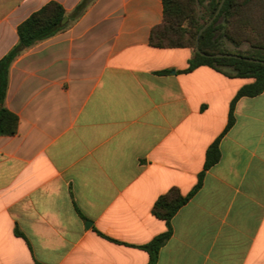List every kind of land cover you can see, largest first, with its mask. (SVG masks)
Listing matches in <instances>:
<instances>
[{
    "label": "crops",
    "instance_id": "obj_1",
    "mask_svg": "<svg viewBox=\"0 0 264 264\" xmlns=\"http://www.w3.org/2000/svg\"><path fill=\"white\" fill-rule=\"evenodd\" d=\"M0 0V60L18 26L50 2L67 27L21 48L0 136V264H149L168 231L153 214L173 188L192 193L157 264H264V92L193 50L150 45L162 0ZM219 140L221 158L205 170Z\"/></svg>",
    "mask_w": 264,
    "mask_h": 264
},
{
    "label": "trees",
    "instance_id": "obj_2",
    "mask_svg": "<svg viewBox=\"0 0 264 264\" xmlns=\"http://www.w3.org/2000/svg\"><path fill=\"white\" fill-rule=\"evenodd\" d=\"M204 0H162L164 6V19L162 24L155 27L150 35V45L158 48H190L193 56L187 72L200 66H209L217 71L225 73L229 77L252 78L254 82L245 85L237 94L232 103L230 119L226 130H229L234 122L235 103L242 97H255L264 92V64L246 61L234 57H213L217 54H232L243 58L264 61V42L260 41L254 46L261 53L241 54L231 53L220 49L216 32L219 28H226L224 36L233 38V30L230 28L232 19L240 15L244 7L250 3L258 2L262 10L260 18L261 27L254 28V31L264 35V0H226L220 14L213 24L203 32L200 37V50L205 54L212 55L206 57L200 55L196 50V41L200 29L214 16L222 0H208L205 10V24H200L195 17V5L197 2L203 3ZM89 0H84L75 9L72 18H78L86 10ZM66 17L64 7L57 2H50L40 10L30 15L23 23L18 26L19 44L0 60V136H12L18 131L19 118L5 106L6 95L9 87L10 68L16 58L20 55L23 46L25 49L35 44L51 38L58 32L63 31L67 24L62 21ZM221 19H225L230 26L221 27L218 25ZM258 23L254 22V25ZM251 21H238L236 30L239 31L243 25ZM252 24V25H253ZM253 25V26H254ZM258 26V25H257ZM221 152L219 140H217L207 151L205 170H209L219 162ZM204 173L200 175L198 185L189 195H183L179 189L173 188L162 195L154 205L153 214L166 221L168 231L155 237L149 244L143 246L150 256L149 264H157L159 253L162 247L172 236L171 220L178 211L188 203L193 194L201 187Z\"/></svg>",
    "mask_w": 264,
    "mask_h": 264
},
{
    "label": "rangeland",
    "instance_id": "obj_3",
    "mask_svg": "<svg viewBox=\"0 0 264 264\" xmlns=\"http://www.w3.org/2000/svg\"><path fill=\"white\" fill-rule=\"evenodd\" d=\"M242 0L240 1V4H242ZM208 4V0H204L203 3L197 2L194 9H195V17L196 20L200 24H205V10L206 6ZM258 2H252L248 6L244 7L241 11L240 15H236L232 19V24H228L225 19H221L219 22V26L221 25L227 27L230 26V28L233 30V38L230 39L228 36H224L226 28H219L217 30V40L220 46L221 50L231 52V53H241L245 55L249 54H256L261 53L263 51H259L258 48H255L256 44L260 41L264 42V35L261 36L259 32L254 31V28L261 27L258 22H260V18L262 16V10L258 6ZM251 21L253 24L254 22L258 23L257 25L245 24L242 26V28L237 31L236 30V23L238 21Z\"/></svg>",
    "mask_w": 264,
    "mask_h": 264
},
{
    "label": "water",
    "instance_id": "obj_4",
    "mask_svg": "<svg viewBox=\"0 0 264 264\" xmlns=\"http://www.w3.org/2000/svg\"><path fill=\"white\" fill-rule=\"evenodd\" d=\"M225 1L226 0H222L220 2L219 8L217 9V11L214 14V16L200 29V31L198 33L197 41H196V50L202 56H206V57H211L212 56V55L205 54L204 52H202L200 50V37L203 34V32L206 31L213 24V22L215 21V19L218 17V15L220 14V11H221V9H222ZM67 21H68V18L65 17L63 19L62 23L65 24ZM21 48L23 49L24 47L22 46ZM213 57H234V58L243 59V60H246V61H251V62L263 63L264 64V61L255 60V59H249V58H243L241 56L232 55V54H217V55H213Z\"/></svg>",
    "mask_w": 264,
    "mask_h": 264
}]
</instances>
